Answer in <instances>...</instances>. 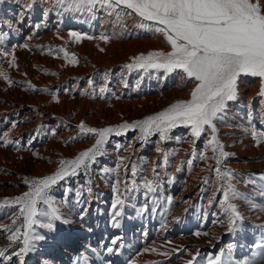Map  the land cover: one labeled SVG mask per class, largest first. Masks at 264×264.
Wrapping results in <instances>:
<instances>
[{"label": "rangeland", "instance_id": "rangeland-1", "mask_svg": "<svg viewBox=\"0 0 264 264\" xmlns=\"http://www.w3.org/2000/svg\"><path fill=\"white\" fill-rule=\"evenodd\" d=\"M46 3H49L48 6H51L62 13L60 14L57 12L58 15L73 13L76 9L75 7H70L67 3H57V0H0V7L3 5L9 9L16 10L22 5H24L25 8L29 7L30 4L31 8L29 9L35 11L36 9L39 10L41 6ZM104 8L105 7H101L97 4L91 12L94 13V11L97 10H109V8ZM60 9H62V11H60ZM112 10L113 9H111L110 12H113ZM68 11L69 13H67ZM76 11L81 13L83 12L85 15L90 13L86 7L79 10L76 9ZM51 12L53 13V11ZM117 13L118 12L114 11V14L117 18L119 17V20L120 17H126L127 15L124 12L123 15L120 14L117 16ZM145 22L147 24L142 21L146 27L142 28V32H139V35H142L138 37L145 38L147 36L145 39L149 38L150 40H157L161 43L162 48H148L145 45L137 44L131 48L125 47L121 49L111 45V43L107 41L106 43L105 41H98L97 43L99 45L94 43V46L90 41H85L84 43V41L80 39L76 42L75 37L72 38V41L68 40L65 43L61 42V38H58V41H48L44 39L34 43L30 49L24 50L27 54L26 57L22 59L25 52H22L19 48L20 43L17 44L18 38L13 33L8 36L3 35L4 38L0 41V46L7 45L8 49L0 48V53H7V55H0V62H2L0 65L6 61L8 63L7 70H12L13 75L11 74L10 82L11 85L14 86V92L22 91L37 96L44 95L45 97H54L56 95L60 96L65 94L68 91L66 95H69V89L66 90V92H64V89H61L60 93H56L57 91L54 86L47 89L42 86H37L35 83H31V78L29 79L27 76L29 73L28 67L32 64L31 60L38 56L40 58V63L43 59L52 61L53 65L61 62L67 63L69 61L67 64L70 67L75 68V66L77 67L76 64H78V58L77 53L74 52L73 49H81L83 47L82 44H84V46L91 45L89 46V49L91 50L90 54L94 57L97 55L95 58H98V60L100 59L102 63L107 65L105 67L94 66L95 68L90 73L91 76L88 77V79L91 78V80L94 81V84L92 83V85L95 86V90L92 88L91 92H85L82 97L85 99L88 97L97 103H102V107L105 110L104 112L107 111L108 116L104 120L99 121L97 120V117L91 118L89 114L90 111L85 109V107L82 108L83 113H78L76 111H80L79 109L72 108L70 116H76L77 120L75 123H72L71 120H68L70 123H66L69 131L74 130V134L71 135V139L79 141L80 144H84V140H86L88 144L77 153H61L62 156L58 160V166L52 171L53 173L60 166V160L74 159L80 152L87 150L95 143L97 138L95 134L82 133L80 131L78 125L81 122H83L86 127L97 129L114 127L125 122L131 124L133 121L143 120L147 116L154 115L155 113L162 111L164 108L168 107L171 103H174L177 100H184L179 98V90L181 88L190 86L195 87L197 82L194 79L186 77V75L180 70L169 74H164L162 70H151L149 73H143L137 70L130 71L124 67V65L131 63V58L136 55L142 53L147 54L149 51L168 52L171 50L170 45L166 43L163 35L160 33L157 34L153 31L155 25L149 24L147 21ZM127 23L129 24L128 21ZM85 24L84 27L81 28V23L77 22V25L79 26L78 29L74 28L68 30L73 32L75 31L76 33L79 32L78 34L81 35L87 28ZM98 25L99 24L94 25L96 29H98ZM137 25L139 26V24ZM52 28L55 30L54 27ZM133 29L135 30L136 28L133 27L131 30ZM60 31L58 30V32ZM60 33L62 34L63 32ZM149 36L152 37L150 38ZM6 39L9 40L7 41ZM78 42L80 43L78 44ZM74 43L78 47L74 45ZM60 49L67 51L69 53V57L65 58L64 52L60 51ZM18 54H22V57ZM72 54H74L77 59H75V64L71 62ZM8 56H11L10 59ZM102 58L104 59L102 60ZM10 61L15 62L10 66ZM39 62L38 64L35 62V67L37 65L42 66ZM54 68L52 69L51 67V69H49L46 67V74L48 77L56 76ZM42 69H45V67L43 68L42 66ZM101 87L106 88L107 91L101 93ZM127 88L130 90V95H124L122 97L117 94L118 89H120L119 91H124V89ZM174 88L178 91L172 92ZM158 93L166 94V96L164 97L163 95L159 97ZM51 94L54 96H51ZM100 96L102 97L100 98ZM155 96H157L158 99L154 100L153 97ZM144 97L151 98L152 101H147L144 105L143 103H135L131 105L133 101L139 102L140 99ZM114 99L115 101H113ZM125 101H128L130 105L123 106V104L126 103ZM233 104L234 101L228 102L221 119L215 121L217 139L224 145L222 151L228 153L226 157H221L219 155L221 149L217 150L215 156L221 161L219 165L216 164V158H214L211 147L207 146V141L211 139L212 135L210 129L202 133L199 138H196L191 136V130L189 127L177 126L169 131L167 139L163 141L160 140L158 133H152L145 139H141V132L139 128L125 130L120 135L111 133L102 148V154L96 158L94 163L90 164L87 171L81 169L78 172V175L66 177L64 180L58 181L55 185L50 187L48 195L53 202V206L59 209L61 216L65 213L74 215L77 213L80 216L87 207L88 194L86 193L89 192L90 194V192L96 190L97 194L94 193V195L99 201L97 202L98 205H101L104 197L108 196H106V193H111V200L109 201V205L111 207L107 208L108 229H117L118 231L123 232V235H126V233L128 234V232H126L128 225L129 227H143L147 225L146 221H148V224L153 225L152 232L154 231L155 233L156 231H160L158 233L161 235L156 241V246L154 247L155 251H152V254L154 255L153 259L151 261H144L141 264H185L187 260L191 259L193 254L197 253L195 251L192 253V250L195 246L201 244V238L210 239L208 233L212 227H222L225 229V233H223L222 237L219 239L214 237L213 239L217 240V242L212 246H208L209 240L204 239L206 240V246L198 252L199 255L197 257V264H208V261L210 259H214L217 255L221 256L222 264H242V262L246 259H251L254 253H257L256 259L260 261V264H264V249H257L253 247L256 243L260 242L262 237H264V180L260 179V176L264 175V138L260 137V133H264V129H261L259 117H254L252 114L247 113L240 114L235 113V111L231 112L230 108ZM36 118L37 117L34 116L31 120L35 121ZM59 119L61 118L54 117L48 126H33V128L28 131V135L36 138L35 140H42V144L49 140H55L59 135L60 130H54L52 133L50 131L52 130L51 128L53 122L55 123ZM26 123H28V121ZM254 131L257 133V139L260 141L259 143H257L253 138L252 133ZM185 137L187 138V142L183 143ZM228 140L230 142H228ZM133 141L135 145L133 144V153L131 152V154L129 152L131 146L130 143ZM116 145H118V153L121 154L125 152L128 154L127 156H124L125 158L120 157L122 154L116 155L117 157H115L114 152L111 153L112 149H114V146ZM126 148H128V151ZM155 149H159V151L157 152V159L155 160L153 170L154 173L161 172V163L163 160L165 162L164 157L167 155V163H165L164 168L166 174L165 180L171 184L172 187L169 192L165 188L163 191L160 189L162 184L159 182V176H155V178L152 179L153 181L151 180L152 190H147L143 184L144 177L146 175V168L150 165V158ZM134 154L137 155L135 156ZM201 156L207 157V159H201ZM134 158L136 159L135 164L133 162ZM117 159H119V161ZM189 160H192L191 165L188 163ZM132 165H136L137 167V174L135 176H133L132 171L130 172ZM217 167H219L221 173L229 172L231 174V179L229 180L226 177L225 180H228L238 193L236 198L230 200L231 203L235 204L239 213V218L235 220L232 230H229L230 213L225 211L224 207L220 204L222 192L218 191V189L221 188V185L224 182L218 179V173L216 171ZM52 172L33 174L30 171H26L23 172V175L18 182L5 184V186L9 188L17 187L18 191H14L11 194L7 192L0 194V223L5 222L3 229L6 227H20L22 223V218H20L18 223L13 226V219H17L19 216V205L10 203L5 204L4 202L6 198L11 201L13 198L21 196L24 192L29 191V185L32 180L42 178L46 175H51L53 174ZM26 180L28 183L25 182ZM183 182L184 184H191L190 186L195 188V190L190 192L188 198L195 195L197 196V194L198 198L192 202L193 205H190L186 209V214L182 217L180 215L172 217L175 214L174 197L179 194V190L181 185H183ZM126 187L129 191H126ZM114 188L116 189L115 192ZM89 189H91V191H89ZM65 192L67 193L65 194ZM117 193L120 194L125 203L123 208L118 209L122 213L121 216L114 220L112 200H114ZM80 202L82 204H80ZM80 205L81 207H79ZM65 206H67V208ZM38 208L41 210H47L48 205L41 202L39 203ZM101 214H103V212H101ZM39 219L42 224H47L49 222L48 218L44 216H40ZM66 220H52V229L46 227L44 230L43 227L36 226V232L42 235L44 239L33 242L32 250L24 257V264H36L34 251L39 249L43 251V254L46 253L48 251V245L51 241L55 242L57 240L56 250L63 249V247H61V242L69 239L64 238L66 236L64 235L66 232L71 234L70 236H66L70 237V239L78 237L81 238L85 234V236H87L88 232H84L85 230L80 227H78V230L80 231L77 233L71 232L70 228H75L76 226L71 223L73 222L72 220L67 218ZM100 229L101 226L99 227V230ZM148 232H150L149 229ZM3 233L7 238L8 232L3 231ZM99 233H105V230L103 229L99 231ZM146 233L147 230L143 233L140 232V238ZM185 238L190 239L185 241V243H176L177 241H175ZM48 241L50 242L47 245ZM40 246H44V250L41 249ZM18 247L19 246L17 244H14L13 248L6 246L0 249L8 248L10 254L11 249L18 250ZM64 248H66V245ZM163 253H167V255H164ZM16 258L19 259L18 257H13L15 260Z\"/></svg>", "mask_w": 264, "mask_h": 264}, {"label": "bare ground", "instance_id": "bare-ground-1", "mask_svg": "<svg viewBox=\"0 0 264 264\" xmlns=\"http://www.w3.org/2000/svg\"><path fill=\"white\" fill-rule=\"evenodd\" d=\"M48 4L46 3L42 5L39 10L36 9L35 11L29 9L31 8L32 2H31V5L29 4V7H26V8L24 5L20 6L19 4L20 7H18L16 10L9 9L8 7H5L3 5H1L0 7V34L8 36L9 34L13 33L18 38L17 44L20 43L19 48L21 49L22 52H25L23 57H22V54H18L22 57V59H24L27 54L26 51L24 50L30 49V47L38 41H41L44 39L48 41H52V40L58 41L59 40L58 38H61L62 43H65L68 40L72 41L73 36H70L69 33L73 31H69L68 29H74V28L78 29L79 26L77 25V22L81 23L80 25L81 28H83L84 24L86 23L85 25L87 26V28L81 34V40L84 41V43L85 41L86 42L90 41L92 45H94V43L97 45L98 41L104 42L105 40L103 39V37L106 36L108 37L107 42L121 49L125 47L131 48L137 44L145 45L148 48H155V47L162 48L161 43L157 40H150L149 38L145 39L147 36L145 38L138 37L142 35V34L139 35V32L140 31L142 32V28L138 26L137 24L140 25L142 21L144 23L146 22L145 20H142L141 17L131 12V10L123 9V6H121L120 8L113 9L112 10L113 12H110L111 9L109 8L108 11L107 10L104 11L102 9L103 11L97 10V11H94V13H92L91 12L93 11L92 9L89 14L85 15V13L83 12L81 13L79 11H76L75 9L73 13H69L68 11L67 13L69 14L58 15L57 12L59 11H57V9L55 8H52L51 6H48ZM51 11H53V13ZM60 11H62V9H60ZM114 11L120 13L121 15H123V13L125 12L127 15L126 17H120V20H121L120 21L118 19L119 17L117 18L116 15L114 14ZM59 13L62 14L61 12ZM127 21L129 22V24L127 23ZM96 24H99L98 29H96L94 26ZM149 24H153V23L149 22ZM52 27H54L55 30H53ZM133 27L136 29L131 30ZM58 30L59 31L61 30L60 32H63V33L61 34L60 32H58ZM65 30H68V31H65ZM75 41L77 42V40ZM79 43L80 42H78V44ZM74 45L76 44L74 43ZM82 45L83 47L81 49H73L74 52L77 53L78 64H79V65L76 64L77 67L75 66V68L70 67L67 64L69 61L67 63L61 62L59 64L53 65L52 61L48 59H43V60L41 59L42 62L40 63L39 56L33 58L31 60L32 62L31 66L28 67L29 73L27 76L29 79L31 78L30 79L31 83H35V85L42 86L47 89H50L51 86H54V88H56V91H57L56 92L54 90L56 93H60L61 89H64L65 91L62 90L64 92H66V90L69 89L70 90L69 95H66L68 91L65 94H62L60 96L59 95L54 96L53 94H51V96H54V97H49V96L45 97L44 95L37 96L34 94L22 92V91L14 92L15 91V89L13 88L14 86H12L10 82L11 74L13 75L12 70L11 69L10 71L7 70L8 63L6 61L2 65H0V68H1L0 73L4 74L0 76V194L5 193V192L11 194L14 191H18L17 187L9 188L5 186V184H9V183L11 184L13 182H18L21 176L23 175V172L30 171L33 174H40L43 172L45 173L52 172L58 166L57 165L58 160L62 156L61 153L74 154L80 151L81 149H83L88 144L86 140H84L85 141L84 144H80L79 141L71 139L72 138L71 135L74 134V130L69 131V128L66 126L67 125L66 123H70L68 122V120H71L72 123H75L77 120L76 116H70L72 108H77L80 111H76V112L83 113L82 108L85 107V109L90 111L89 113L90 117L91 118L97 117V120L99 121L104 120L108 116L107 111L104 112L105 110L102 107L103 106L102 103H97L88 97L86 99L82 97V95L85 92L87 91L91 92L92 88H94L93 90H95V86L92 85V83L94 84V81H92L91 78L88 79V77L91 76L90 73L95 68L94 66L95 65L97 67L107 66L106 64L102 63L100 59L98 60V58L97 59L95 58L97 55L94 57L93 55L90 54L91 50L89 49L90 48L89 46L91 45L89 46H84V44ZM0 48L8 49V46L1 45ZM8 57L10 59L11 56H8ZM103 59L104 58H102V60ZM35 62L37 64L39 62L43 66V68L45 67V69H42V66H38V65H37L38 67L37 66L35 67V64H36ZM54 62H55V59H54ZM46 67L49 69H51V67L52 69L55 67L54 70L56 71V76L48 77L46 74L47 73ZM5 77H7V79H5ZM260 85H261V81L259 77H252L250 75H242L238 79L237 98L234 100V104L230 108V111L231 112L235 111V113H240V114H243V113L252 114L254 117H259L261 129H264V120H263L264 119V116H263L264 115V97L259 95ZM193 87L190 86L186 88H181L179 90V98H182L184 100L189 99L190 98L189 93ZM119 90L120 89L117 90V94L119 96L123 97L124 95L131 94L128 88L124 89V91H119ZM176 91L178 90L174 88L172 92H176ZM163 95L164 97L166 96V94L158 93L159 97ZM101 97L102 96H100V98ZM148 97H144L140 99L139 102L133 101L131 105L135 103L136 104L143 103L144 105V103H147V101H150V100L152 101V99ZM153 99L156 100L158 99V97L155 96L153 97ZM113 101H115V99ZM129 105L130 103L128 101L123 104V106H129ZM84 113H87V112H84ZM34 116L37 117L35 121L31 120L33 119ZM54 117L61 118L55 123L53 122L52 128H51L52 130L50 131L52 133L54 130H60L59 135L56 137L55 140H49L42 144V140H35L36 138H33L32 136L28 135V131L31 128H33V126H48L51 123V121L54 119ZM27 121L28 123H26ZM185 142H187L186 137L183 143ZM228 142L230 141L228 140ZM133 144H134V141L130 143L131 145L130 150H129L130 153L132 152L133 150L132 148L135 145ZM114 147L115 148L112 149L111 153L114 152L115 157H117L116 155L122 154L120 157L125 158L124 156L128 155L125 152L121 154L118 153V145ZM128 148H126V150ZM157 152H158V149H155L152 152V155L150 158L151 161L149 160L150 165L148 164L149 166L146 168V175L144 177L143 184L146 185L149 182V180L151 181L153 178H155V176H159V182L160 184H162L160 189H162L163 191L165 188L169 192V190H171L172 187H171V184H169L165 180L166 174H165V168H164V165H165L164 160L161 163V167H160L161 172L160 173L153 172L154 166H155V160L157 159L156 158L158 154ZM117 160L119 161V159ZM133 162L134 164L136 163L135 158L133 159ZM164 181H165L166 186L164 185ZM190 185L188 183L184 184L183 182V185H181V187L179 186L180 187L179 194L174 197L175 214L172 217H176L178 215L182 217L184 214H186L185 213L186 209L190 205H193L192 202H194L198 198L197 197L198 194L197 196L194 194L195 196L188 198V195L190 194V192H192V190H195V188ZM3 187H7V188H3ZM66 193L67 192H65V194ZM94 193H96V190H93L92 192H90V194L89 192L86 193L88 194L87 195L88 203L86 205L87 207L85 208L84 212L80 216L77 213L76 215L65 213L61 219L62 221H64V219L66 220L67 218L73 221L71 223L74 224L76 227L72 228L70 226L71 232L77 233L78 231H80L78 230V227H80L85 230L84 232H88L87 236H85L86 235L85 234L81 238L78 237V238L70 239V237H66V236L68 235L70 236L71 234L66 232L64 234L66 235L64 238H69V239L61 242L62 243L61 247H63V249H60V250H56L57 240L55 242L51 240H50L51 242L48 241L47 245L49 242L50 243L48 245V251L46 250L47 251L46 253L43 254V251L39 249L34 251L35 252L34 257L36 258L35 260L36 264H141L144 261H151L153 259L154 255L152 254V251L154 247L156 246V241L159 239L161 235L158 233L160 231L158 232L156 231L157 233L156 232L154 233V231L152 232L153 225L148 224L149 223L148 221H146L147 225L143 227H139V226L129 227L128 225V228L126 231L128 232V234L126 233V235H123V232H120L117 229H108L107 228V225H108L107 224L108 223L107 208L111 207L109 205V201L111 200V193H106V196L107 195L108 196L104 197L101 205L97 204V202L99 201L97 200ZM80 204L82 203L80 202ZM65 207L67 208V206ZM79 207H81V205ZM101 212H103L104 215L101 214ZM4 224L5 222L0 223V229H3ZM100 226H101V229L99 230ZM45 228L46 227H43L44 230ZM103 229L105 230V233H99V231ZM148 229L150 230V232H148ZM145 230H147V233L141 236L140 238L139 233L140 232L143 233ZM161 231L163 232L162 229ZM223 233H225V229H223L222 227L221 228L212 227V229L208 233L210 236V239L201 238L202 240L201 244L195 246V248L192 250V253H194V251L199 252L204 246H206V240H209L208 246L214 245L217 242V240H214L213 238L216 237L217 239H219L222 237ZM94 237H97V238H94ZM114 239L117 240L116 244L112 243ZM188 239L190 238L179 239L175 241H177L176 243L178 242L185 243V241H188ZM65 245H66V248H64ZM6 246L13 248L14 244H12L5 237L3 231H0V248L6 247ZM163 246H164V243H163ZM110 247L114 249L113 252L107 251V249ZM40 248L43 249L44 246H40ZM10 264H20V261L17 258L16 260L12 259Z\"/></svg>", "mask_w": 264, "mask_h": 264}, {"label": "snow or ice", "instance_id": "snow-or-ice-1", "mask_svg": "<svg viewBox=\"0 0 264 264\" xmlns=\"http://www.w3.org/2000/svg\"><path fill=\"white\" fill-rule=\"evenodd\" d=\"M57 2L67 3L78 10L86 7L89 11L97 4L110 9L123 6V9L131 10L142 20L152 22L155 25L154 31L163 35L171 50L149 51L147 54L136 55L131 58L132 62L124 67L130 71L137 70L143 73L162 70L164 74H169L180 70L197 83L191 90L189 99L177 100L143 120L100 129L86 127L81 122L78 127L82 133H93L97 137L92 147L80 152L74 159L60 160V166L53 174L32 180L29 191L21 196L11 201L6 198L5 204L19 205V216L13 219V226L20 218L22 223L20 227L0 229L7 231V239L19 246L18 251L12 249L10 254L8 248L0 249V264H10L13 257H18L20 264H24V257L32 250L33 242L44 239L36 232V226L52 229L51 221L62 219L59 209L53 206L48 190L58 181L78 175L81 169L87 171L90 164L102 154L109 134L120 135L125 130L139 128L141 139L158 133L160 140L163 141L167 139L169 131L177 126L189 127L191 136L196 138L210 129L212 135L207 141V146L211 147L216 164L219 165L221 161L215 156L217 150L221 149L219 153L221 157H226L228 153L222 151L224 145L217 139L215 121L221 119L228 102L237 98L238 79L242 75L259 77L261 81L259 95L264 97V0H57ZM139 26L146 27L143 23ZM69 35L75 37L77 41L81 39L78 33L71 32ZM103 39L107 41L108 37L105 36ZM2 40L3 34H0V41ZM60 51L64 52L65 58L69 57L67 51L64 49ZM71 62H76L74 54ZM13 63L14 61H10V66ZM2 75L4 74L0 73V76ZM106 91V88L100 89L101 93ZM252 135L259 143L257 133L254 131ZM260 137L264 138V133H260ZM164 159L167 163V155ZM201 159L207 157L201 156ZM188 163L191 165L192 160ZM131 171L133 176L137 174L136 165L132 166ZM216 171L218 179L224 182L218 189L222 192L220 204L230 213L229 230H232L239 213L230 200L236 198L238 193L233 185L225 180L226 177L230 180L231 174L221 173L219 167ZM260 179L264 180V175H261ZM25 182L28 183L27 180ZM145 187L152 190L151 181ZM126 191H129L127 187ZM41 202L48 205L47 210L38 208ZM124 203L117 193L112 203L114 220L121 216L122 213L118 209L123 208ZM40 216L47 217L49 222L42 224ZM112 243L116 244L117 240L114 239ZM253 247L264 249V237ZM107 251L113 252L114 249L110 247ZM198 255V252L193 254L185 264H197ZM256 256L257 253H254L251 259H246L242 264H260ZM208 264H222L221 256L217 255L210 259Z\"/></svg>", "mask_w": 264, "mask_h": 264}]
</instances>
